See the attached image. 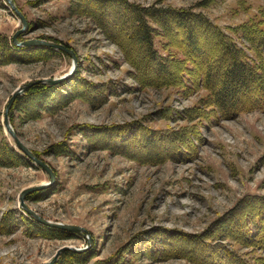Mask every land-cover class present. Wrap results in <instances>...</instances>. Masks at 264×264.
<instances>
[{"label":"rangeland","instance_id":"rangeland-1","mask_svg":"<svg viewBox=\"0 0 264 264\" xmlns=\"http://www.w3.org/2000/svg\"><path fill=\"white\" fill-rule=\"evenodd\" d=\"M72 1L13 0L28 24L17 41L38 39L72 51L77 60L73 76L82 78L91 90H78L76 97L71 95L50 113L43 111L38 119L16 114L10 124L20 142L39 153L55 175L47 192L33 193L25 203L47 221L78 226L88 234L65 231L71 238H45L24 226L21 217H29L20 207V193L46 184L49 177L32 162L0 167V222L9 213L18 224L14 233L0 234V264H45L62 247L82 250L76 253L93 249L86 264H106L111 258L121 264H195L192 256L198 250L193 244L180 243L186 248L180 257L159 253L151 258L148 254L163 247L167 240L163 230L201 235L235 209L251 211L245 199L264 197V111L229 119L207 115L204 120L186 121V111L199 105L203 91L184 95L176 88L142 89L120 48L91 17L73 14ZM128 1L142 7L169 6L203 14L242 47V40L227 29L262 21L264 30V0ZM80 3L87 11H95L91 1ZM104 16L108 24L126 34L128 24L119 23L125 17L122 9L112 6L111 12L104 10ZM197 27L192 31L197 45L211 50L215 41ZM21 28L13 10L0 0V49L5 40L15 45L12 38ZM179 30L186 33L183 27ZM54 51L46 61L30 57L0 60V144L5 140L15 148L4 128L3 114L16 89L35 80L57 79L72 68L68 54ZM94 86H99L100 96ZM136 122L161 133L187 130V142L181 145H193V150L176 155L175 146L168 144L161 150V158L141 161L143 152L135 154L138 160L125 156L120 153L124 150L121 141L115 138L80 133L85 125L111 127ZM63 141L72 149L70 155H56L49 149ZM102 141H107L106 145ZM10 223L8 218L6 225Z\"/></svg>","mask_w":264,"mask_h":264},{"label":"trees","instance_id":"trees-1","mask_svg":"<svg viewBox=\"0 0 264 264\" xmlns=\"http://www.w3.org/2000/svg\"><path fill=\"white\" fill-rule=\"evenodd\" d=\"M81 1H72L71 12L85 14L84 16L91 17L99 25L106 38L120 48L127 62L134 69L133 78L142 89L176 88L180 89L184 95L203 91L204 95L199 105L186 111V121H192L194 118L204 120L207 115L208 118L216 115L229 119L241 113L264 111L262 21L247 22L236 28L227 29L242 40L244 43L242 47L224 29L213 24L203 14L169 6L142 7L128 0H89L95 11L94 9L87 11L80 3ZM112 6H118L124 11L125 17L119 23L123 26L124 22L128 24L126 34L120 33L116 25L108 24L105 20L104 10L111 12ZM195 25L198 26L200 33L206 32L208 37L215 41L216 45L211 50L197 45L192 32ZM179 27L181 29L183 27L186 33L183 34ZM115 32L116 35H114ZM3 42L0 60L30 57L46 61L56 53L53 49L46 47L26 50L11 45L7 40ZM149 69L153 73L148 72ZM96 87L94 86V90L98 91L99 86ZM81 89L91 90L88 83L77 75L69 81L54 86L33 85L15 99L9 111V122L14 124L16 114L23 118L38 119L43 111L50 113L59 106L58 104L64 103L67 99L70 100L71 95L73 98L76 97L77 95L74 94ZM101 93L102 91H98L99 96ZM84 132H90L92 136L112 137L121 141V148L124 150L120 153L122 152L125 156L129 154V157L133 159H137L136 153L143 152L145 158L141 161L161 158V150L168 144L175 146L173 154L176 155L189 154L188 151L193 150V145L189 148L185 144L189 149H183L185 146L181 145L182 142H187L188 134H190L187 130L185 133H161L144 129L136 122L111 127L85 125L81 127L80 133ZM106 142L102 141V144L106 145ZM49 149L56 155L72 153V149L64 141L52 145ZM33 153L41 159L39 153ZM27 162L31 163L8 142L4 140L0 144V167L20 166ZM27 197L31 198L33 195L30 194ZM244 204H247L251 211L244 207L241 212L235 209L233 213L223 217L213 230H208L201 235L163 230L167 238L163 242V247L150 250L148 256L154 258L156 254L161 253L180 257L186 249L180 244L183 242L193 244L198 250V252L193 250L194 260L190 257H182L192 260L195 264H264V197H249L245 199ZM8 218L12 219L10 225H6ZM21 218L24 226L38 231L45 238L55 236L69 239L72 236L65 231L44 227L24 215ZM17 226L14 216L5 213L0 222V234H12ZM228 226L233 229L227 228ZM215 238L228 243H214ZM243 249L245 251H241ZM126 250L128 252L127 248ZM92 251L93 249L84 253L63 251L55 264H86L93 255ZM105 263L121 264L116 258H111Z\"/></svg>","mask_w":264,"mask_h":264},{"label":"water","instance_id":"water-1","mask_svg":"<svg viewBox=\"0 0 264 264\" xmlns=\"http://www.w3.org/2000/svg\"><path fill=\"white\" fill-rule=\"evenodd\" d=\"M7 6H9L11 8V10H13V12L15 13V15L18 17V19L20 20L21 24H22V28L20 30H18L15 35L12 38L13 43L18 46V47H23L26 49H31V48H41V47H46V48H51L53 50H58V51H62L65 52L66 54H68L71 59H72V68L70 69V71L62 76L59 77L57 79H42V80H35L32 82H29L27 84H24L23 86L19 87L16 89V91L12 94V96L10 97V99L8 100V103L5 107V111L3 114V125L4 128L7 132V134L10 136V138L12 139L15 148L20 151L26 158L27 160H30L33 164H35L37 167L41 168L45 173H47L48 177H49V181L44 184V185H40L37 187H30L27 189H24L20 195H19V202H20V207L22 208L23 212L31 219H33L35 222H37L38 224L42 225V226H46V227H50V228H54L57 230H61V231H68L71 232L73 234H88L87 231L81 227L78 226H72V225H66V224H61V223H53L50 221H47L45 219H43L42 217H40L36 212H34L33 210H31L28 205L25 203V198L33 193L36 192H41L45 189H47L48 187H50L54 180H55V175L54 172L52 171V169L49 167V165L45 162H43L41 159H39L37 156L34 155V153L29 150L27 147H25L20 140L18 139L15 131L13 130L10 122H9V111L11 110L13 103L15 101V99L17 98V96L23 94L27 89H29L31 86L33 85H37V84H45V85H57L59 83L64 82L65 80L70 79L73 74L74 71L76 69V57L73 54L72 51L66 49L64 46H62L61 44H57L54 42H48V41H43V40H38V39H34V40H27V41H23V42H18L17 41V36L20 35L21 33H23L27 27V21L25 19V17L23 16V14L19 11V9L15 6L13 0H5ZM67 250H71V251H75V252H80L82 250L80 249H76V248H72V247H62L60 249H58L55 253V255L53 256V258L45 263V264H55V262L57 261L59 255L63 252V251H67Z\"/></svg>","mask_w":264,"mask_h":264},{"label":"bare ground","instance_id":"bare-ground-1","mask_svg":"<svg viewBox=\"0 0 264 264\" xmlns=\"http://www.w3.org/2000/svg\"><path fill=\"white\" fill-rule=\"evenodd\" d=\"M209 57V56H208ZM206 60V59H205ZM209 61V60H208ZM210 63H211V61H210ZM201 71V70H200ZM203 73V72H202ZM161 76H163V75H161ZM140 128V127H139ZM163 137V136H162ZM188 158V157H187ZM230 235V234H229ZM198 244V243H197Z\"/></svg>","mask_w":264,"mask_h":264}]
</instances>
